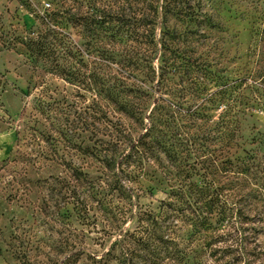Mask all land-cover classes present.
I'll return each mask as SVG.
<instances>
[{"label":"rangeland","instance_id":"374dc122","mask_svg":"<svg viewBox=\"0 0 264 264\" xmlns=\"http://www.w3.org/2000/svg\"><path fill=\"white\" fill-rule=\"evenodd\" d=\"M171 1L158 0L154 16L147 0H0V264H99L138 218L160 213L171 182L200 200L205 171L236 200L259 186L264 0H190L196 18L168 14ZM141 49L152 60L129 75L122 64ZM130 105H141L144 127L120 111ZM150 123L160 150L123 195L107 186L95 195L100 140L120 130L137 139ZM240 205L252 220H238L242 236L226 222L210 249L183 218L179 248L201 249L204 264H264L261 203Z\"/></svg>","mask_w":264,"mask_h":264},{"label":"trees","instance_id":"16d2710c","mask_svg":"<svg viewBox=\"0 0 264 264\" xmlns=\"http://www.w3.org/2000/svg\"><path fill=\"white\" fill-rule=\"evenodd\" d=\"M189 1L190 0H172L167 3L164 9L167 10L166 12L168 14H171L172 11H176L177 15L185 14L188 17L196 18L198 14L193 10L194 7L189 5ZM147 3L154 16H156L159 10L158 0H147ZM184 5H187V7L185 8ZM84 20V17L78 18V21L83 22ZM147 20L149 25L154 24V19L152 17L147 18ZM92 23H94V21H92ZM149 37L152 38L151 35ZM149 43L154 45V40H151ZM142 50L143 49L139 51H130V57L123 62L122 67L126 69L129 75H132L141 65L150 64L152 52L149 50ZM147 68L150 69V66H147ZM150 72V70L147 72L148 76ZM117 78V76L114 77L116 85L127 87L126 81ZM100 88L102 91L103 87L100 86ZM120 111H123L130 119L134 120L137 125L141 123L144 127L143 109L141 105H130L128 108L121 107ZM100 112H102L101 118L106 119V110L101 108ZM106 122L107 125H110L108 124L110 121ZM145 129L146 133L140 135L137 139H133L130 136L128 137L124 130H120L117 131L118 135L114 139L109 141L100 140L101 148L97 152L96 159L103 165L104 169L101 171L100 175L97 176V181L93 180L94 178L91 179L88 174L82 173L81 171H77L79 172L77 175L78 179L84 181L85 184L96 181L99 188L95 191L92 190L95 195L99 196V194L102 193L100 190H105V186L109 187L108 189L111 191L113 190V192L116 191L119 195H123L126 181L133 182L139 172L142 171L144 162L149 155L151 156L154 152L160 150L156 140L150 137L151 134L159 132L157 126L150 123V126L148 128L145 127ZM119 133L121 135H119ZM109 137L111 136L109 135ZM128 149L129 152L127 153ZM115 166L119 172H116ZM123 166L126 167L123 168ZM192 170V168L187 170L185 179L190 178V172ZM261 173L262 175L258 177L259 186L257 189L251 191V193L245 194L243 198L239 197L238 200L236 199L239 195L231 194L224 196L219 189L214 188L212 186L213 182L209 179L207 171H205L203 175V181H209V183L205 186V190L198 189L202 197L200 200L193 199V193L190 192L192 190L191 188L185 190L183 185L184 180L175 181L174 183L171 182V185H169L171 197L168 202L162 204L160 213H146L144 218H138L139 226L137 230L128 238L118 239L110 248L109 252H107L98 263L163 264L166 260H169L172 261L173 264H204L203 260L205 253L201 251V249L189 253L179 248L180 244L177 240V229L179 228L176 221H183L184 218L185 222L193 226L195 236L205 235V240H209L206 247L210 249H212L215 243L221 242L224 236L227 235L226 233H228V231L219 233V231H221V226H225L226 222V226H230L235 230L237 237L238 235L242 236L244 234L241 230L242 227H237L238 220H252L244 214L243 211L245 206L243 207V205H240L242 201H246L247 203L248 199H252L257 203H261V211L256 209L255 217L257 219L256 222L264 224V171ZM93 187L94 186H92V188ZM209 190L212 192L208 194ZM186 207L189 210L194 207L196 208L194 209L195 211L189 212ZM233 219L236 224L232 221ZM234 224L236 228L233 227ZM241 240L243 242V240L246 239ZM208 248L203 247L202 249L206 250ZM216 253L217 251L213 250L211 256L216 257ZM244 254L245 253H239L237 261L240 260L241 256H245Z\"/></svg>","mask_w":264,"mask_h":264}]
</instances>
